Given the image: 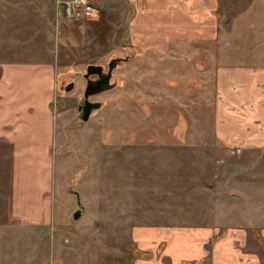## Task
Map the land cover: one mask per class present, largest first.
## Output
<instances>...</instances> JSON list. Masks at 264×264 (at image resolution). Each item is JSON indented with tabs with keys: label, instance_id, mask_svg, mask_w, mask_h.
Returning <instances> with one entry per match:
<instances>
[{
	"label": "rangeland",
	"instance_id": "1",
	"mask_svg": "<svg viewBox=\"0 0 264 264\" xmlns=\"http://www.w3.org/2000/svg\"><path fill=\"white\" fill-rule=\"evenodd\" d=\"M54 1L58 9L56 0H0V103L11 95L27 101L38 122L45 108L56 120L52 152H31L34 162L25 165L43 193L36 203L44 209L53 203L50 218L37 226L10 217L11 152L0 144V264H134L141 252L133 242H157L164 228L189 226L194 178L204 183L203 171L222 158L212 148L220 40L159 51L137 38L135 25L132 43L123 8L89 0L101 17L71 21L51 11ZM217 6L222 32L231 31L238 15L246 40L264 24V0H218ZM116 57L124 61L112 72L115 85L91 96L101 105L81 120L87 65ZM51 67L53 97L63 99L57 108L44 91ZM65 76L74 77L68 93L58 86ZM29 169L21 170L25 177ZM221 180H214L215 192ZM231 184L226 190L235 189ZM74 191L84 205L77 219ZM227 201L233 211L241 208L240 200ZM247 233L264 242L260 232Z\"/></svg>",
	"mask_w": 264,
	"mask_h": 264
},
{
	"label": "crops",
	"instance_id": "2",
	"mask_svg": "<svg viewBox=\"0 0 264 264\" xmlns=\"http://www.w3.org/2000/svg\"><path fill=\"white\" fill-rule=\"evenodd\" d=\"M103 1L106 9L123 8L132 43H136L134 25L141 32L137 38L149 40L150 48L159 51L181 42L203 41L208 45L220 40L214 67L217 97L212 148L222 158L203 171L204 183L200 176L194 178L196 197L187 218L189 226L166 227L157 242H133L142 252L134 264H264V242H254L247 233L257 231L264 238V31H260L264 24L259 23V31H253L246 40L243 27L238 28L244 15L235 17L230 32L220 30L218 0ZM55 7L54 1L50 8L57 14L60 9ZM98 17L101 13L96 10L91 20ZM253 23L258 24L255 20ZM47 75L44 91L49 102L53 97L52 67ZM33 111L27 101H16L11 95L4 105L0 103V144L7 145L11 152L9 213L16 224L25 227L47 221L53 208L52 200L47 209L36 203L35 198H42L43 193L33 186L31 170L25 165L34 162L31 152L40 148L52 152L56 120L45 108L38 122ZM22 169H29L26 177ZM208 176L210 180L205 179ZM220 178L222 188L215 192L213 182L218 184ZM48 179L52 181V171ZM230 184L235 189L226 190ZM229 198L240 200L241 208L233 211L235 207L227 204Z\"/></svg>",
	"mask_w": 264,
	"mask_h": 264
},
{
	"label": "water",
	"instance_id": "3",
	"mask_svg": "<svg viewBox=\"0 0 264 264\" xmlns=\"http://www.w3.org/2000/svg\"><path fill=\"white\" fill-rule=\"evenodd\" d=\"M115 64H116V59L112 58L108 62V70L107 73L104 75L102 74V65L93 64V63L87 65L84 73V77L86 78V85L83 93L84 101L78 107V109L82 111L83 120H87L92 110L99 108L101 105V102L99 101H90L88 99V96L112 88L115 85L114 83H109L112 74L111 71L115 66ZM91 74H97L98 77L96 79L89 78ZM74 193L76 195L77 208L73 212V218L77 219L82 215L84 211V205L82 204L81 199L78 196L77 192L74 191Z\"/></svg>",
	"mask_w": 264,
	"mask_h": 264
},
{
	"label": "built area",
	"instance_id": "4",
	"mask_svg": "<svg viewBox=\"0 0 264 264\" xmlns=\"http://www.w3.org/2000/svg\"><path fill=\"white\" fill-rule=\"evenodd\" d=\"M57 7L62 15L68 20H87L91 18L96 9L92 7L88 0H56Z\"/></svg>",
	"mask_w": 264,
	"mask_h": 264
},
{
	"label": "flooded vegetation",
	"instance_id": "5",
	"mask_svg": "<svg viewBox=\"0 0 264 264\" xmlns=\"http://www.w3.org/2000/svg\"><path fill=\"white\" fill-rule=\"evenodd\" d=\"M116 59V64H115V66L113 67V69H112V71H111V73L113 72V70L122 62V61H124V58L123 57H116L115 58ZM100 65H102V64H100ZM107 70H108V64L107 65H102V74L104 75V74H106L107 73ZM83 77H84V74H83ZM98 77V75L97 74H91L90 76H89V78H92V79H96ZM85 78V77H84ZM113 78H114V76H113V73L111 74V77H110V80H109V83H112V81H113ZM73 79H74V77H70V78H67L66 76L65 77H62L61 79H60V81H58V86H59V90L63 93H68V92H70L73 88H74V81H73ZM85 82H86V78H85ZM83 93H84V90H83ZM98 93H100V92H97V93H94V94H91V95H89L88 96V99L90 98L91 99V96H93V95H95V94H98ZM83 101H84V95H83ZM63 99H60L59 100V97H52V99L50 100V104H49V106L50 107H52V108H57L58 106H62L63 105ZM90 101H95V100H93V99H91ZM100 102V101H99ZM62 104V105H61ZM65 104V103H64ZM82 103H79L78 105H77V112H79V114H80V118H81V120H83L82 119V111L81 110H79L78 109V107H79V105H81ZM89 117H90V115H89ZM88 117V118H89ZM83 121H86V120H83Z\"/></svg>",
	"mask_w": 264,
	"mask_h": 264
},
{
	"label": "trees",
	"instance_id": "6",
	"mask_svg": "<svg viewBox=\"0 0 264 264\" xmlns=\"http://www.w3.org/2000/svg\"><path fill=\"white\" fill-rule=\"evenodd\" d=\"M141 254H142V252H141Z\"/></svg>",
	"mask_w": 264,
	"mask_h": 264
}]
</instances>
